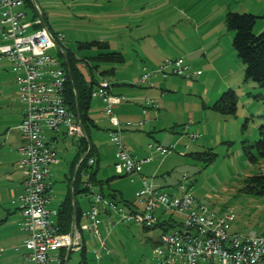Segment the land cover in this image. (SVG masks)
<instances>
[{"label":"rangeland","instance_id":"374dc122","mask_svg":"<svg viewBox=\"0 0 264 264\" xmlns=\"http://www.w3.org/2000/svg\"><path fill=\"white\" fill-rule=\"evenodd\" d=\"M36 3L45 13L50 28L63 36V46L78 58L96 55V47H79V43L91 41H107L110 49L124 54L126 62L115 65V75L108 77L114 81L113 93L123 96L129 103L126 109L121 108L123 104H118L114 110L116 114L121 111L122 120H135L136 116L129 113L130 110L142 112L141 106L146 105V100L156 99L151 93L165 95L167 110L164 106L160 108L163 114L158 118L155 130L129 126L121 133L128 149L149 152V161L142 165L140 174L170 194L180 193L179 186L182 185L196 201L220 216L234 214L231 223L234 232H264V195L249 192L245 182L247 176L264 172V159L258 157L256 163L251 162L243 150L244 144H252L261 137L264 87L251 80L243 81L245 66L232 46L234 32L225 24L227 11L252 13L258 17L254 34L264 31V0H36ZM28 13L32 15L31 7ZM188 14L189 18L185 16ZM197 27L200 34L195 31ZM204 29L216 32L217 40H204L201 33ZM216 41L224 47L229 61L231 56L238 58V64L234 61L230 64L232 87H226L218 78L219 64L213 74L208 75L207 69L202 68V74L192 79L168 75L161 80L159 74H153L149 80L154 87L139 82L143 66L157 70L166 57L179 58L177 51L180 49L203 53L200 49L207 43L212 48L210 53L216 55L218 49L213 47ZM3 42L0 31V45ZM51 53L56 54L54 49ZM145 56H151L150 60L154 59L156 63L145 61ZM181 58L187 61L185 56ZM140 59L145 63L140 64ZM217 60L213 59L215 64ZM80 65L86 72L83 61ZM131 73L137 75L132 82H121L123 75ZM18 74L9 59L0 57V264H28L22 255L26 249L22 244L25 232L20 201H12V181L7 177L18 169L15 162L20 159L16 149L22 116L16 81ZM205 75L208 78L203 81ZM241 77V82L236 83ZM128 88L144 94L134 99L120 92ZM229 89L235 90L237 95L236 113L224 115L210 108ZM99 101L97 97L91 100L89 115L95 126L90 127L89 134L96 147L94 155L99 160L95 177L100 182L93 181L90 190L94 193L103 191L105 195L114 192L115 198H106L116 203L120 213H128L140 206L135 194L140 178L138 173H116V148L110 135L112 125ZM71 138L66 136V144H57V149L71 151ZM149 143L173 145L174 148L162 155L149 149ZM69 157L61 156L66 162L71 160ZM59 186L52 182V191ZM80 196L83 205L87 203V195ZM120 213L116 210L101 212L99 235L92 231L83 233L87 264H154L153 242L162 229H144L141 224L124 222ZM156 214L160 215L161 210ZM163 215L167 219L172 215L181 220L178 214L167 212ZM101 240L105 242V248L101 247ZM81 253V250L72 251L68 264H82ZM198 264L209 263L200 260ZM257 264H264V261Z\"/></svg>","mask_w":264,"mask_h":264},{"label":"built area","instance_id":"2783aa9c","mask_svg":"<svg viewBox=\"0 0 264 264\" xmlns=\"http://www.w3.org/2000/svg\"><path fill=\"white\" fill-rule=\"evenodd\" d=\"M0 0L1 38L0 57H6L19 73L18 98L22 105V118L18 126L22 143L19 147L18 168L25 174V193L20 198L19 211L23 218L25 232L24 257L30 264H68L72 251L85 245L83 233H98L99 214L116 210V203L100 192L89 190L86 194L89 207L81 210L78 223L73 220L68 232H60L56 221L57 210H49L48 193L51 191V167L57 162L55 143L47 140L45 131L64 129L71 137H84L80 116L67 106L66 83L69 70L64 60L58 57L63 51V36L53 31L44 21L36 0ZM31 7L32 15L28 13ZM55 50L56 54L51 53ZM153 74L161 77L176 75L192 79L200 74L183 58H166L157 70L142 67L139 82L153 87ZM92 98L102 100L103 111L110 119L111 140L116 148L114 169L121 175L140 174L142 165L149 159H140L127 149L122 140V123L114 114L115 107L124 99L113 93L110 80L101 79L91 93ZM144 109L158 110V104L148 99ZM131 125V121H126ZM194 137V136H192ZM164 155L173 145L149 143L147 146ZM89 150L85 154L88 153ZM94 157L88 158L93 165ZM141 186L136 193L137 206L122 214L124 222L154 225L163 221L161 214L170 212L181 215L176 220L171 215L166 220L176 226L166 230L153 246L154 264H198L200 260L209 264H257L264 261V232L240 234L231 230L234 214L220 216L207 205L199 203L184 189L178 194L167 193L145 175L140 177ZM83 187L90 184L84 181ZM101 240V247L105 248Z\"/></svg>","mask_w":264,"mask_h":264},{"label":"trees","instance_id":"16d2710c","mask_svg":"<svg viewBox=\"0 0 264 264\" xmlns=\"http://www.w3.org/2000/svg\"><path fill=\"white\" fill-rule=\"evenodd\" d=\"M28 6H33L30 0H26ZM45 23L50 27L47 17L42 12ZM258 17L252 13H238L227 11L225 15V24L229 31L234 32L232 38V46L236 51L237 57L244 64V79L243 81H253L260 87H264V31L259 34H254L253 28ZM79 47L90 48L96 47L97 53L92 57L78 58L75 53L66 49L63 50L67 56V67L69 70V80L66 83V100L68 108L77 113L82 121L83 129L86 137L82 138V159L73 185L72 190L74 194L78 190L82 194H87L89 187L80 188V184L87 181L90 185L93 181L100 182L96 179L99 160L94 155V146L91 143L89 136V127L95 126L94 121L89 116V109L91 105L93 89L98 85L99 81L114 75L115 65L122 64L125 61L124 55L119 51L110 49V44L107 41H91L81 42ZM58 57L62 60L61 52H58ZM83 61L87 71L82 69L81 62ZM65 65V63L63 62ZM101 65H106L100 68ZM88 75V76H87ZM224 115H234L237 110V95L235 90L229 89L223 93L219 99L210 107ZM261 137L252 144H244V153L248 156L251 162L256 163L258 157L264 159V126L260 127ZM254 149V150H253ZM88 151L87 154H85ZM255 151L258 155H256ZM208 152V151H206ZM79 156V155H78ZM92 156L95 159L93 165H88V158ZM87 177V180H83ZM83 178V179H82ZM246 188L249 192L256 195H264V172H258L247 176ZM100 193L104 197L115 198V193L105 195L103 191ZM80 208L72 203L71 191L65 197L58 208L57 224L60 232H68L71 228L73 220L78 223L80 217ZM144 229L161 228L166 230L176 226L174 221L166 220L160 221L154 225H142ZM155 240L153 245L156 244ZM81 263L87 264L86 261V247L81 249Z\"/></svg>","mask_w":264,"mask_h":264},{"label":"crops","instance_id":"0c3cea01","mask_svg":"<svg viewBox=\"0 0 264 264\" xmlns=\"http://www.w3.org/2000/svg\"><path fill=\"white\" fill-rule=\"evenodd\" d=\"M183 10L180 11V12H182V14H183ZM243 10H246V9H243ZM185 16L187 18H189V14L185 15ZM195 31L198 34H200V28L199 27H197V30H195ZM201 33H203V36H204L203 39L206 40V41L207 40H217V38H218L217 33L213 32V31L211 32L209 29H204L203 32H201ZM214 46L217 47V49H218L216 55H212L210 53L212 48L208 47L207 43H206V45L204 43L202 45V48L200 49V51H203V53H199L197 51L186 52V51H182L180 49V50L177 51V54H179L178 57L185 56V59L187 61H185V60L184 61L187 62L188 64H190L191 67L194 70L196 69V70L200 71V70H202V68L204 70L207 69L208 75L209 74H213L215 72V70H217L216 65L219 64V69L221 70V72L217 71L218 78L223 81V84L226 87L227 86L228 87H232L234 85L233 76H232L233 75V73H232L233 70H232V67L230 66V64H231V61H234L235 64H238L239 63L238 60H237L238 58H234L233 56H231V59H230L231 61H229L228 57L225 56V52L222 49L224 47L220 45V42L216 41L213 44V47ZM175 57L177 58V56H175ZM166 58H170V57H166ZM214 58L218 59L216 64L213 61ZM150 59H151V56H149V57L145 56V58H144L145 61L149 60L151 62L150 64H155L156 63V61L154 59L153 60H150ZM144 60L140 59V64L145 63ZM124 62H126V59H125ZM136 67H137V65H136ZM240 69H241V66H240ZM115 73H116V67H115V70H114V75H115ZM200 74H202L201 71H200ZM208 75L204 76L203 81H205L208 78ZM136 76L137 75H134V73L125 74V75L122 76L123 79H121V82H124V84H126L127 82H132ZM157 77H160V76H157ZM107 79L110 80L109 78H107ZM160 79L161 80L162 79H166V77H163V78L161 77ZM241 80H242V77L236 83H240ZM110 82H111V85H112L114 83L113 79H112V81L110 80ZM135 83H136V81H135ZM122 90L123 91H120V92H123L124 94H126V95H128V96H130L131 98H134V99H139V98H141V95L144 94L142 91L137 92L133 88H131V89L130 88L122 89ZM112 91L114 92L113 89H112ZM147 92H145V94ZM151 95L156 97V99L153 98V100L158 104L159 109L158 110H153L152 108L144 109V106L142 105L141 106L142 107V112H139V110L132 112V110H130L129 113H134L135 116H136L134 118L135 120L131 121L132 122L131 125H126L125 124L126 121H130V120H125V121L122 120V119H124V117H123V114H120L121 111H118V114L114 113L115 116L118 118V120L122 123V126H121L122 127V131L125 130L124 129L125 127H129V126H134L135 128H133V129L141 128L142 126H144L143 128L144 129L146 128V130H147V128H148V130L149 129L151 130V128L153 130L156 129V126H157L156 124L158 123V118L161 117V115L163 114V112H160V108L164 106L165 107L164 110H167V105H166L167 101L164 98L165 95L163 96V95L159 94L158 92H153V93H151ZM125 99L126 98H124L121 101V103H119V105L123 104L121 106V108H125L126 109L127 107H129V103H127L128 100L126 101ZM99 100H100L99 103H100V105L102 107L103 106L102 100L100 98H99ZM116 109H117V106L115 107V110ZM101 112H103L102 108H101ZM92 114L93 113H91V115ZM21 118H22V116H21ZM90 118H91V116H90ZM91 119L93 120V118H91ZM153 119H155V121L151 122ZM18 126H19V124H18ZM90 127H92V126H90ZM90 127H89V130H90ZM18 130H19V128H18ZM84 134H85L84 137H72L71 138L72 139L71 140V142H72V150L71 151H65V150H67V148L64 149L63 151H60V150L57 149V144H62V142H64L66 144L65 137L68 136L65 133L64 129H60V130H58L56 132L45 131V136H46L47 140H50V141L52 140L55 143L56 151H57V162L54 164V167H52V169H51V172H52L51 173V191H49V193H48L49 201L47 203V208L49 210H57L58 211V208H59L60 204L65 199V197L69 194V191H71V198H72V203H73L74 207H75L76 203L79 206L80 211L81 210H85V209H87L89 207L88 198H85V199H87V203H85L83 205L82 199H80L81 198L80 194H82V193L77 190L76 194H74V192L72 190V185H73V182H74L78 167H79L82 159L84 158V154L81 153L82 152L81 151L82 150V146H83L82 138L86 137V133L85 132H84ZM89 136H90V134H89ZM127 137H128V139L131 138L130 135L127 136ZM90 140H91V138H90ZM122 140H123V138H122ZM123 142H124V140H123ZM21 143H22V138H21V134H20L19 142H18V144L16 146V149H17L18 153H19V147L21 146ZM93 146L96 149L94 144H93ZM125 146H126V144H125ZM128 150H130L135 156H137L140 159H147L148 156H149V152L148 151H144V150L140 151L138 149L134 150V148L128 149ZM63 155H64V157L70 155L71 157H69V158H71V160H68L67 162L63 161L64 159L61 158V156H63ZM16 162L18 163L17 160H16ZM16 162H15V164L17 165ZM18 169H15V172L10 173V175L7 176L10 179V181H12L11 194L13 195L12 201L14 203L16 201L17 202L20 201V198L25 193V187H24L25 174H24V171L22 169H19L21 172L18 171ZM141 175L142 174H138L139 178L141 177ZM52 182H53L54 186L57 185V184H60L59 188H57L55 192L52 191ZM140 185H141V182L139 180L138 181V187H137V190H136L135 194L137 193L138 189L140 188ZM82 187H83V184L81 183L80 184V188H82ZM156 187H159V186H156ZM160 215L162 216L163 219H167V218L163 217L164 216L163 214H160ZM24 239H25V233L22 235V244L24 243ZM16 248L17 247H15V249ZM22 255H24V253ZM202 261H205V260H202ZM27 262H28V264H30V262L28 260H27Z\"/></svg>","mask_w":264,"mask_h":264},{"label":"water","instance_id":"95a60500","mask_svg":"<svg viewBox=\"0 0 264 264\" xmlns=\"http://www.w3.org/2000/svg\"><path fill=\"white\" fill-rule=\"evenodd\" d=\"M62 56H63L64 63H65L66 66H67V56H66V53H65L64 50L62 51Z\"/></svg>","mask_w":264,"mask_h":264}]
</instances>
